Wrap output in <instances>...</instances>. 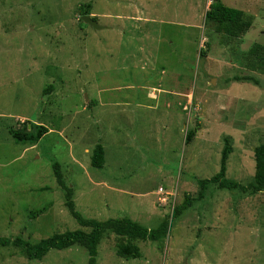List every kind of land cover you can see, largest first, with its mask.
<instances>
[{
	"label": "rangeland",
	"instance_id": "1",
	"mask_svg": "<svg viewBox=\"0 0 264 264\" xmlns=\"http://www.w3.org/2000/svg\"><path fill=\"white\" fill-rule=\"evenodd\" d=\"M221 1L244 13L247 32L217 33L205 18L212 0H0V237L36 243L90 230L65 207L58 163L85 219L127 217L149 229L169 219L160 241H133L140 259L119 258L116 246L127 240L106 233L97 264H264V190L210 185L172 219L186 195H197L196 180L218 172L225 137L226 177L243 186L264 145V75L245 63L253 44L264 47V0ZM87 4L103 29L80 21ZM37 126L47 129L37 143L9 133ZM98 143L102 169L90 165ZM160 188L170 194L165 204ZM87 260L79 246L30 261L0 247V264Z\"/></svg>",
	"mask_w": 264,
	"mask_h": 264
},
{
	"label": "trees",
	"instance_id": "2",
	"mask_svg": "<svg viewBox=\"0 0 264 264\" xmlns=\"http://www.w3.org/2000/svg\"><path fill=\"white\" fill-rule=\"evenodd\" d=\"M90 11L91 5L87 4L84 6L81 15H90ZM205 18L208 22L215 25L217 33L231 38L241 36L251 27L250 21L245 18L241 10L226 6L221 0H212L205 12ZM93 20L95 19L93 18ZM245 63L249 70L258 71L264 75V47L260 44H253L245 56ZM246 80L252 79L246 78ZM236 81L239 80L236 79ZM9 133L17 143H37L47 133V129L43 126H37L35 130L25 128L22 131L10 130ZM195 133V129L187 131L184 140L185 145L193 141ZM229 142L230 138L225 137L218 172L209 179L196 180L199 188L197 195L195 197L190 195L184 197L183 202L173 209V220L180 217L185 210L191 207L193 201L202 200L210 185H214L221 190H240L249 195L264 190V145H259L254 149V175L252 180L243 186L226 177L227 161L231 153ZM104 163L105 151L103 146L98 143L92 150L90 165L95 169H102ZM52 167L56 182L61 190L64 191V204L67 211L79 226L89 228L90 230L88 232L75 230L56 233L50 237L40 239L36 243H30L21 237H15L14 239L0 237V247L12 246L18 248L24 252L26 258L30 261L42 259L50 250H64L79 246L85 249L87 253V264H97V249L106 233H113L127 240L125 243H120L116 246V255L125 260L141 258L140 249L133 243L134 240L158 242L166 234L169 223L168 218L163 219L156 228L152 229L127 217L107 219L105 221L85 219L75 208L73 189L64 182L59 164L54 163ZM50 206V204H47L40 209L30 212V218L43 214Z\"/></svg>",
	"mask_w": 264,
	"mask_h": 264
},
{
	"label": "water",
	"instance_id": "3",
	"mask_svg": "<svg viewBox=\"0 0 264 264\" xmlns=\"http://www.w3.org/2000/svg\"><path fill=\"white\" fill-rule=\"evenodd\" d=\"M80 21L91 26L94 30L103 29V27L98 25V23L95 20H93V18L90 15L81 16Z\"/></svg>",
	"mask_w": 264,
	"mask_h": 264
},
{
	"label": "built area",
	"instance_id": "4",
	"mask_svg": "<svg viewBox=\"0 0 264 264\" xmlns=\"http://www.w3.org/2000/svg\"><path fill=\"white\" fill-rule=\"evenodd\" d=\"M159 195L161 196L160 198H159V202L161 203V204H165L166 202H167V200L169 199V197H170V194H166L164 191H163V189H159Z\"/></svg>",
	"mask_w": 264,
	"mask_h": 264
},
{
	"label": "crops",
	"instance_id": "5",
	"mask_svg": "<svg viewBox=\"0 0 264 264\" xmlns=\"http://www.w3.org/2000/svg\"><path fill=\"white\" fill-rule=\"evenodd\" d=\"M129 17L131 20H135V22L138 23L140 21H137V20L141 18V14H139V15L131 14Z\"/></svg>",
	"mask_w": 264,
	"mask_h": 264
}]
</instances>
